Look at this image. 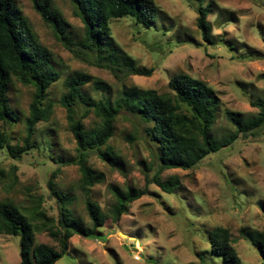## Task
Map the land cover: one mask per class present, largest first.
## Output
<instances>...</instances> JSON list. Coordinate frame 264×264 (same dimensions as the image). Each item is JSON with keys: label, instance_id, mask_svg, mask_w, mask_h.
<instances>
[{"label": "rangeland", "instance_id": "obj_1", "mask_svg": "<svg viewBox=\"0 0 264 264\" xmlns=\"http://www.w3.org/2000/svg\"><path fill=\"white\" fill-rule=\"evenodd\" d=\"M15 1L60 72L46 100L51 105L50 118L37 124L30 152L14 159L7 150L0 151V201H9L27 214L38 208L50 218L34 220L37 243L59 249L58 241L43 226V221L54 226L58 219L57 202L47 186L54 170L59 169L58 188L73 196L70 207L74 216L89 227L87 197L109 214L115 203L111 185L143 189L146 175L153 177L157 172V166H151L156 146L145 135L147 125L122 111L109 145L123 159L124 170L112 168L96 153L90 154L88 164L103 172L105 180L87 192L82 189L81 171L73 163L76 140L60 102L69 76L76 72L91 75L92 81L83 88L85 95L95 100L109 96L114 101L124 89L134 87L170 92L169 82L176 74L199 78L222 100L214 128L218 136L235 130L226 110L249 119L259 110L252 103L264 101V0H155L161 10L150 28L128 16L111 20L117 46L138 66L153 69L150 76L130 75L121 80L71 51L31 0ZM47 1L63 18L70 38L78 42L84 25L72 1ZM201 2L210 11L211 43L204 40L198 27L196 8ZM34 92L33 86L17 80L11 83L9 97L20 121L11 125L0 122V128H7L13 146L23 144ZM85 107L76 108L77 116H83ZM83 123L91 129L100 119L90 111ZM161 177L165 181L177 177L180 188L167 193L149 184L148 194L134 201L117 223L110 218L106 221L98 239L73 236L69 251L56 264H229L211 251L208 232L217 226L229 228L244 264H264L258 250L241 236L242 229L254 234L264 229V210L259 206L264 201V126L257 135H240L231 146L207 156L193 169H167ZM19 262V238L0 234V264Z\"/></svg>", "mask_w": 264, "mask_h": 264}, {"label": "trees", "instance_id": "obj_2", "mask_svg": "<svg viewBox=\"0 0 264 264\" xmlns=\"http://www.w3.org/2000/svg\"><path fill=\"white\" fill-rule=\"evenodd\" d=\"M34 8L50 24L65 45L83 60L111 71L118 79L130 75L150 76L153 69L140 67L135 59L117 46L110 27L116 18L131 17L137 24L150 28L157 23L160 7L155 0H71L75 13L84 25V35L75 42L66 31L63 18L47 0H31ZM198 27L204 40L212 42V25L208 20L209 8L203 3L197 6ZM60 79V72L54 67L52 54L40 44L27 17L15 0H0V122L11 125L20 121V115L12 108L9 91L14 80L35 89L25 121L26 136L22 145L13 146L7 128H0V151L7 150L14 159H20L34 146L33 138L40 121H47L51 105L46 104L49 88ZM92 76L76 72L66 79L67 91L60 102L66 108L70 130L76 140L77 157L73 163L79 166L81 187L89 191L96 184L103 183V172L95 171L89 164L90 154L96 153L112 168L124 170V161L109 145L116 131L117 118L122 111L128 112L146 124L145 135L156 146L154 161L157 166L153 177L146 175V187L122 189L111 185L115 198L109 214L101 205L87 197L85 207L92 224L86 226L74 216L70 204L73 196L58 188L54 170L47 186L56 199L58 219L54 226H43L58 241L59 249L46 243H37L38 226L35 219L50 220L44 211L35 208L27 214L9 201H0V234L19 238L20 262L18 264H56L70 249V239L79 235L86 239H98L99 229L110 218L118 222L129 210L130 205L148 194V185L156 184L164 192L174 193L180 188L177 177L163 180L161 173L167 169L190 170L207 156L222 148L231 146L240 135H257L264 126V101L252 103L258 112L249 119L241 113L226 110V116L235 130L218 136L214 128L221 111L222 100L215 89L205 81L189 74H176L170 82V92L160 93L156 89H124L114 101L111 97L95 100L84 93V86ZM100 87V82H96ZM86 106L82 117L76 108ZM93 111L100 119L96 127L87 129L83 118ZM264 210V201L259 203ZM241 236L258 250L264 260V229L254 232L242 229ZM208 241L214 255L229 264H244L239 256L227 227L217 226L208 232Z\"/></svg>", "mask_w": 264, "mask_h": 264}]
</instances>
